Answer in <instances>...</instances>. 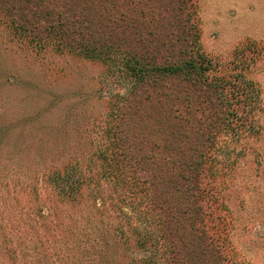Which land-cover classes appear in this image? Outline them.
I'll use <instances>...</instances> for the list:
<instances>
[{
	"label": "trees",
	"instance_id": "obj_1",
	"mask_svg": "<svg viewBox=\"0 0 264 264\" xmlns=\"http://www.w3.org/2000/svg\"><path fill=\"white\" fill-rule=\"evenodd\" d=\"M196 8L197 0H0V25L18 42L100 67L106 113L99 140L83 173L74 174L70 162L51 168L48 190L55 195L53 204L84 205L89 196L98 199L93 206L103 212L108 202L134 199L130 209L133 201L142 202L158 218L146 232L132 226L130 235L140 245L158 236L155 246L162 253L143 264H227L229 259L224 241L232 225L225 221L217 230L207 218L205 198L213 194L202 179L210 170L234 164L235 148L226 136H236L244 124L251 130L260 94L243 73L220 71L201 48ZM50 207L57 219L50 222L54 240L46 238L39 222L46 213L37 209L41 214L29 216L31 224L22 227L37 234L30 249L56 242L54 249L65 251L63 264H86L74 255L92 251L107 264L106 253L94 246L105 232L92 244L78 236L64 249L59 244L67 239L58 233L72 225L73 215ZM96 213L102 223L103 214ZM120 214L113 235L126 243L130 236L117 224L128 217L121 209ZM61 215L66 220L57 218ZM26 238L7 235L13 247L23 249ZM6 252L0 245V254Z\"/></svg>",
	"mask_w": 264,
	"mask_h": 264
},
{
	"label": "rangeland",
	"instance_id": "obj_2",
	"mask_svg": "<svg viewBox=\"0 0 264 264\" xmlns=\"http://www.w3.org/2000/svg\"><path fill=\"white\" fill-rule=\"evenodd\" d=\"M195 11L204 52L220 71L243 73L257 84L260 94L251 130L244 124L236 136H226L227 144L235 148L230 155L234 164L203 176V186L213 194L205 198L204 208L207 218L217 223L215 229L221 230L225 221L232 225L224 241L227 264H264V0H197ZM100 70L67 54L35 52L0 25V245L8 249L0 261L5 264H63L61 251L54 249L56 242L32 251L37 234L22 228L31 224L29 216L41 214L35 212L41 208L46 218L39 222L45 225L48 241L54 240L51 223L57 219L50 207L54 205L60 214L64 210L73 215L72 225L58 233L67 239L59 244L64 249L77 243L78 236L92 244L97 233L105 232L94 246L106 253L107 264H143L142 260L162 257L161 246H155L158 236L140 245L130 235L132 226L146 232L158 218L146 212L142 202L133 201L132 209L128 206L134 199L118 200L114 206L108 202L103 212L93 206L98 199L89 196L84 205L73 207L69 200L53 204L55 195L48 190L51 168L70 162L74 174L83 173L99 140L106 113ZM120 209L128 217L122 216L117 224L130 236L126 243L113 235ZM96 212L103 214L102 223ZM62 215L57 218L64 219ZM7 235L29 237L23 249L13 247ZM70 235L75 240L69 241ZM74 258L77 263L101 264L103 256L92 251Z\"/></svg>",
	"mask_w": 264,
	"mask_h": 264
}]
</instances>
